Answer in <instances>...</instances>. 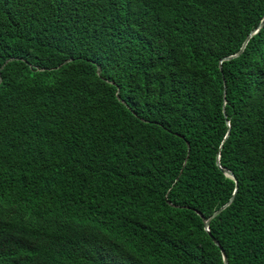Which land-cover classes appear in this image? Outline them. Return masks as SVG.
Instances as JSON below:
<instances>
[{
    "label": "trees",
    "instance_id": "trees-1",
    "mask_svg": "<svg viewBox=\"0 0 264 264\" xmlns=\"http://www.w3.org/2000/svg\"><path fill=\"white\" fill-rule=\"evenodd\" d=\"M263 20L0 0V264H264Z\"/></svg>",
    "mask_w": 264,
    "mask_h": 264
},
{
    "label": "water",
    "instance_id": "water-1",
    "mask_svg": "<svg viewBox=\"0 0 264 264\" xmlns=\"http://www.w3.org/2000/svg\"><path fill=\"white\" fill-rule=\"evenodd\" d=\"M263 22H264V20L261 22V24L259 25V27H258V29H260L262 26H263ZM258 29H256L255 31H253V32H251L250 33V35L245 39V41L243 42V44H242V46H241V48H240V50L236 53V54H234V55H230V56H228V57H226V58H224L223 59V61H229V60H232V59H235V58H238L242 53H243V51H244V48H245V46L247 45V42L249 41V39H250V37L252 36V35H254L257 31H258ZM224 96H225V92H224ZM229 125V124H228ZM226 137H227V135H226ZM225 137V138H226ZM220 154L218 153L217 154V159H216V165H217V167L221 170V172L226 176V177H228V178H231V179H234V176H233V174L231 173V172H229V171H227V170H225V169H223V168H221V166H220ZM235 181V180H234ZM235 183H236V181H235ZM235 190H236V188H235ZM233 200V197L228 201V203L227 204H225V205H223L220 209H218L215 213H213L212 215H211V217L208 219V220H206L205 222H204V225H205V230L208 232V226H209V223H210V221L212 220V219H214L215 217H217L230 203H231V201ZM212 241H213V243L218 247V248H220V246H219V244L217 243V241H215V239H213L212 238ZM221 249V248H220ZM221 253H222V259H223V264H227V259H226V256H225V254L223 253V251L221 250Z\"/></svg>",
    "mask_w": 264,
    "mask_h": 264
}]
</instances>
